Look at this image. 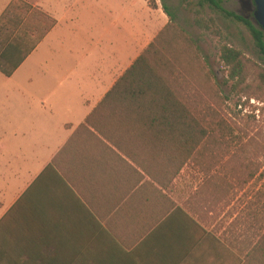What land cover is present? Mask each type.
I'll list each match as a JSON object with an SVG mask.
<instances>
[{
	"label": "crops",
	"instance_id": "1",
	"mask_svg": "<svg viewBox=\"0 0 264 264\" xmlns=\"http://www.w3.org/2000/svg\"><path fill=\"white\" fill-rule=\"evenodd\" d=\"M17 1L12 11L33 15L28 33L43 34L23 63L55 57L57 0H0V18ZM138 12L135 0L120 47L70 69L67 54L53 63L74 82H5L13 88L0 96V264L245 263L244 181L219 170L214 149L184 143L166 113L107 95L169 22L148 6L140 27Z\"/></svg>",
	"mask_w": 264,
	"mask_h": 264
},
{
	"label": "rangeland",
	"instance_id": "2",
	"mask_svg": "<svg viewBox=\"0 0 264 264\" xmlns=\"http://www.w3.org/2000/svg\"><path fill=\"white\" fill-rule=\"evenodd\" d=\"M154 1L159 9L163 5L168 8L174 17L173 24L178 28L177 31H184L195 41L199 56L195 60L181 53L184 50L183 43L177 37L159 51L162 62L149 57L150 65L165 79L205 129V137L197 144L202 145L201 151L204 153L209 148L214 149L215 158L219 162L223 161L219 170L233 175L235 184L240 185L244 181L243 185L248 186L249 253L244 256V264H264V255L260 251V240L264 235V88L259 89L258 68L263 66L260 54L246 27L224 18L208 6L201 9L202 17L212 19L219 34L197 28L193 23V11L198 8L196 3L199 0H194V5L189 9L184 7L181 0ZM244 1L222 0V6L256 25L253 18L254 7L252 4L243 7ZM133 2L135 0H57L56 15L62 23L58 30L56 56L36 53L21 65L11 79L0 75V96L5 90L13 88L5 82H74V77L64 78L66 72L53 71V63H60L61 56L65 58L67 54L64 63L70 69L71 65L75 67L80 62L83 63L86 55L93 62L99 48L107 50L120 47L127 37L123 17ZM136 2L140 14L138 25L141 27L147 23L146 16H141L142 10L148 11L149 0ZM109 8L111 14H108ZM91 10L94 11L92 14ZM97 14L101 15L99 19ZM24 19L27 20L29 32L34 26L30 24V20L34 19L33 15H24L22 20ZM102 28L107 29L106 39ZM133 38L129 39L133 41ZM109 39L112 44L108 43ZM170 39L172 34L166 38ZM223 44L240 50L250 62L246 95L234 94L231 84L226 83V70L219 60V50ZM147 46L143 50L141 46L138 48L139 55ZM68 50H71V54Z\"/></svg>",
	"mask_w": 264,
	"mask_h": 264
},
{
	"label": "trees",
	"instance_id": "3",
	"mask_svg": "<svg viewBox=\"0 0 264 264\" xmlns=\"http://www.w3.org/2000/svg\"><path fill=\"white\" fill-rule=\"evenodd\" d=\"M185 8L189 9L194 5V0H181ZM14 2L5 14L0 18V72L5 77H11L31 51L39 43L42 33L32 36L27 31V22L21 25L22 17L12 8L16 6ZM148 5L155 9L156 2L149 0ZM197 9L194 12V25L202 31L212 34H219V29L214 25L212 19L206 20L202 17L201 9L208 6L218 12L224 18L242 24L250 33L254 45L260 54L263 66L258 68L259 89L264 88V31L254 25L250 20L226 10L222 6V0H199ZM163 13L168 17L169 22L159 32L155 39L136 58L132 65L117 80L115 86L107 95L135 96L138 98L139 109L162 111L168 115V123L171 128H180L184 133L180 134V139L187 145H197L205 135V129L201 123L193 116L189 108L180 100L176 92L165 82V79L150 65L149 57L156 58L157 62H162L159 58V51L163 47L170 45L173 38H180L183 43L184 53L191 58L198 60V48L195 41L187 33L173 24L174 17L168 8L161 7ZM28 10V7H26ZM13 17H10L12 16ZM53 24V22H52ZM213 25V26H212ZM213 27V29L211 28ZM169 34L172 39L166 40ZM219 60L226 70L227 84H231V91L236 95H246L248 91L249 61L245 59L240 50L223 44L219 50ZM258 67V66H257ZM260 251L264 255V235L261 238Z\"/></svg>",
	"mask_w": 264,
	"mask_h": 264
},
{
	"label": "water",
	"instance_id": "4",
	"mask_svg": "<svg viewBox=\"0 0 264 264\" xmlns=\"http://www.w3.org/2000/svg\"><path fill=\"white\" fill-rule=\"evenodd\" d=\"M252 2L254 5V21L264 31V0H252Z\"/></svg>",
	"mask_w": 264,
	"mask_h": 264
},
{
	"label": "flooded vegetation",
	"instance_id": "5",
	"mask_svg": "<svg viewBox=\"0 0 264 264\" xmlns=\"http://www.w3.org/2000/svg\"><path fill=\"white\" fill-rule=\"evenodd\" d=\"M250 2H251V3H250ZM248 4H252V5H253L252 0H245L244 2H242V6H243V7L248 6ZM253 7H254V5H253ZM253 13H254V12H253Z\"/></svg>",
	"mask_w": 264,
	"mask_h": 264
}]
</instances>
